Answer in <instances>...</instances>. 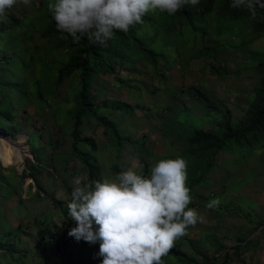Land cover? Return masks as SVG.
I'll list each match as a JSON object with an SVG mask.
<instances>
[{
	"label": "trees",
	"instance_id": "1",
	"mask_svg": "<svg viewBox=\"0 0 264 264\" xmlns=\"http://www.w3.org/2000/svg\"><path fill=\"white\" fill-rule=\"evenodd\" d=\"M49 3L50 0H30L31 5L23 7L21 11L14 10L17 4L13 5L7 10L5 18L0 20V128L7 132L22 130L23 126L17 124V121L20 120L22 113H27L28 109L35 110L33 119L28 120L31 124L36 117H41L39 112L45 107L43 104L45 101L51 100L50 102L53 103L57 100L54 108L57 110L59 107L63 108L62 111H58L59 116L67 114L71 117L76 122L79 132L82 133V130L88 127L94 130L102 127L106 135L113 137L112 144L118 146L119 142L115 137L120 138L122 135L120 123L126 117L134 115V107L107 99L102 100L104 90L101 86L102 74L128 70L131 74L144 75L153 84L150 91L146 80H136V82L147 95L156 98L157 104L156 113L150 108L148 117L161 118L163 111L169 109L171 105L166 100L163 105L162 98L169 95L173 101L180 92L174 86L167 88L169 81L165 80L166 70L151 63L158 53L149 46L148 42L157 24L160 26L168 24L167 33L180 36L192 29L200 44L206 49L212 47L214 53H219V58L221 50L225 52L228 49V44L223 41L221 34L233 28L241 31L249 29L247 37L251 42L264 37V9H257L253 17L244 8L230 7V0H199L195 4L198 5L196 15L206 24L204 31L192 27L195 12L190 7L191 4H186L176 15L169 16L163 12H155L157 15L154 18L155 13L150 16L146 13L141 23L133 24L127 32L114 31L112 37L103 43L81 38L74 44L67 34L62 35L54 27L48 10ZM208 26L212 28V32H209ZM247 43L248 40H244L235 48L246 53L244 46ZM262 48L264 46L254 55V59L257 60L253 63L256 77L249 98L245 103L237 106V110H241L242 105L241 116H236L227 109L226 102L211 99L200 88L199 90L197 87H190L182 91L189 94L200 92L197 99L199 104L207 115H213L217 120L213 130H204L192 121L180 138L183 149L181 155L187 161L186 183L193 192L198 186L206 187L209 182L208 174L219 166L218 159L223 153H229L232 157L240 154L244 158L254 160L256 155L261 154L257 160L259 171L264 166V50H261ZM46 58H50L56 66L52 72L41 71L36 65L38 61ZM64 78H68L69 86L63 96L56 89ZM118 83L117 86H124L126 82L118 80ZM138 107L143 108V105ZM32 138V150L41 164L33 167L31 173L27 175L40 184L47 182L41 177L45 171L44 154L40 151L43 147L39 141V133L33 134ZM133 143L135 150L139 151L140 157L146 164L150 154L146 141L138 138ZM94 150L95 146L91 149L88 146L83 150L76 148L71 150L82 161L91 180L101 178V168L93 158ZM0 151L3 153L6 150L0 149ZM11 155H14L13 152ZM3 170L4 168H0V178L6 180L8 177ZM27 175L21 178L23 183ZM221 178L226 182L225 174H222ZM63 188L66 191L70 190L71 186L65 181ZM43 192H48V189L42 188L37 191V200L47 199L42 196ZM51 197L55 208H61L62 215L65 216L63 202L58 201L55 196ZM209 210L214 213L216 219H220L224 212L221 204ZM229 213L233 215L232 208ZM37 223L42 222L37 220ZM262 225L264 220L260 223V226ZM13 233L19 235L18 230ZM205 235L201 240L214 242L217 254L226 250L223 241L213 240L208 233ZM246 241L247 238L243 241L237 238L238 243L243 244ZM174 248H176L175 244L169 253L183 264H216L218 261L215 256L207 257L203 252L198 251L203 258V262L200 263L196 258ZM0 249L4 251V246L1 245ZM236 257L239 259L238 254ZM233 261L232 257L226 255L222 264H231Z\"/></svg>",
	"mask_w": 264,
	"mask_h": 264
},
{
	"label": "clouds",
	"instance_id": "2",
	"mask_svg": "<svg viewBox=\"0 0 264 264\" xmlns=\"http://www.w3.org/2000/svg\"><path fill=\"white\" fill-rule=\"evenodd\" d=\"M198 2L199 0H50L48 10L51 13L54 27L62 35L67 34L72 43L79 42L81 38L103 43L112 37L114 31L127 32L133 24L141 23L142 17L146 13L156 11L171 15L186 4L198 6L195 5ZM18 3L27 5L30 0H0V20L5 18L8 9ZM229 6L244 8L250 16L254 17L257 9H264V0H230ZM248 56L247 53L246 57ZM36 65L41 71L52 72L56 68L50 58L40 60ZM119 71L121 70L117 72ZM170 71L167 70L164 74L165 80L169 81L167 88L174 86L180 92L177 93L173 101L169 95L162 98L161 103L163 105H165V100L170 102L171 105L169 109L163 111L161 118L148 117L150 107L146 108L144 104H142L143 108H139L138 104H131L123 100H111L134 107V115L130 116L133 122L125 126L120 125L122 135L120 138L115 137V140L119 142L118 146L112 144L113 137L106 135L102 127H98L96 130L88 127L83 129L82 133L79 132L76 122L71 117L67 114L59 116L58 111H62L63 108L59 107L58 110L54 108L56 105L54 103L57 100H54L53 103L50 102L51 100L45 101L43 103L45 107L39 112L41 114L40 118L44 121L43 132L32 128L28 132L30 135H27L21 133L24 127L20 132H7L0 128L5 135H2L3 138L18 142V140L12 138L13 133H17L15 137H20L19 139L25 137L30 141L31 150H28V153H31L33 162L28 163L27 168L25 167V175L30 174L33 167L41 164L32 150L33 133L30 132H34L36 135L40 134L39 141L43 147L40 151L44 154L43 159H45L43 166L45 172L47 169L51 170L50 175L56 174V167L50 168L54 156L60 155L62 159H72V161L82 165V161L71 150L74 148L83 150L88 146L91 149L92 146H95L93 158L101 168L100 179L91 180L83 165L81 169L73 170L68 177L56 174L57 177L68 182L71 189L65 191L63 188L67 195L65 199L61 200L55 196L58 201L63 202V208H65V216L62 215L61 211L63 210L61 208H55V206L53 208L60 214L62 224L56 226L52 232L39 225V238L41 240L38 239L37 246H40L42 253L47 252L50 245H52L56 247L55 259H65L67 261L68 251L71 248L74 249L75 243L79 241L83 244L84 250L95 248L98 243L96 255L100 257V260L94 264H163L162 257L171 256L172 253H169V250L174 244L176 247L174 249H180L184 252L180 248L181 243H183L181 236L186 233L189 226H194L203 220L197 208L205 206L212 209L217 206L219 203L218 196L210 192L212 184L210 174L218 166L208 174L209 182L206 187L198 186L193 192V189H190L186 183L187 161L181 155L183 149L180 145V138L193 121V114L205 111L197 100L200 92L182 93V91L188 90L192 86L173 84L170 76L167 75ZM103 75L106 74H102L101 77ZM133 76H142L143 80L147 81L149 91L153 88V84L144 75L136 73ZM68 81V78L62 79L56 89L63 96L69 86ZM124 81L126 82L124 86L128 85L129 79ZM101 86L104 87L103 95L106 84ZM153 99L156 98L153 97ZM102 100L104 101V99ZM138 110L144 112L142 117L147 122L153 123L151 131L156 130V135L164 143L167 150L164 154H156L151 147L147 146L150 154L147 157L146 164L140 157L139 151L134 148L135 144L133 142L138 138L131 135V130L137 128L140 124V119L136 114ZM99 129H103L104 134L107 136L108 143H106V146L108 148H113L120 153L124 146L130 145L132 147L133 153L139 161L136 171L131 167L124 170L119 164H115L113 169L118 173L112 177H106L105 170L94 156L98 147L96 136L86 134L88 130L97 131ZM203 129L213 130L214 128L204 127ZM141 138L144 140V137ZM36 142L38 143V141ZM229 155L231 156V154ZM109 161L112 162L111 158H109ZM0 165H2L1 162ZM2 166L0 168L7 169L6 166ZM20 169L23 171L24 167H20ZM56 169L59 171L58 168ZM81 174L85 177L81 178ZM26 178L34 180L31 185L38 184L33 177L27 175ZM46 184L48 185V182ZM38 185L40 188L37 191H40L42 187L40 184ZM37 191L34 194H37ZM46 194L49 193L43 192L42 196L46 197ZM200 195L202 197H199ZM51 196L53 195L45 199L49 200V203H52L51 199L53 197ZM50 225L49 222L48 226ZM17 230L19 235L11 233L10 246L18 245V241L22 242L21 239L24 233H22L21 228H14V231ZM30 233L36 235L32 231ZM201 238L202 235L193 243H201L203 241ZM86 242L96 244L85 247ZM1 245L4 246V251L0 249V262L1 259L7 258L5 254L9 257L13 256L11 252L5 249V244ZM214 248H216V244ZM198 251L206 252L205 249ZM216 256V258H219L218 255ZM70 264L92 263L90 258L89 260L80 258L78 262L72 261Z\"/></svg>",
	"mask_w": 264,
	"mask_h": 264
},
{
	"label": "rangeland",
	"instance_id": "3",
	"mask_svg": "<svg viewBox=\"0 0 264 264\" xmlns=\"http://www.w3.org/2000/svg\"><path fill=\"white\" fill-rule=\"evenodd\" d=\"M30 5V3L27 5L18 3L14 10L21 11L23 7ZM190 7L195 12L192 27L204 31L206 24L197 17L196 6ZM180 10L181 8L171 15L178 14ZM155 12L148 13V16L153 15ZM156 15L157 13H155L154 18ZM167 26L168 24L164 26L157 24L154 27V34L148 43L150 47L157 51L158 55L151 60V63H155L162 70H172L167 75L170 76L173 84L196 86L207 93L211 99L226 102L227 109L231 110L236 116H241L243 112L242 105L241 110H237V106L247 101L255 83L256 75L252 64L257 62L254 55L260 47L264 46V37L258 39L257 42H251L247 37L249 29L243 30L242 28L243 31H241V29L233 28L221 34L223 41L228 44V49L225 52L222 49L219 58V53H214L212 47L206 49L200 44L192 29L180 36L167 33ZM207 28H209V32H212L210 26ZM245 39L248 40V43L244 46L245 52L249 54L248 57H246L243 50L235 48L238 45L240 46ZM261 50H264V48ZM127 79H129L128 85L117 86L119 84L118 80ZM136 80H143V78L142 76H133L128 70H121L113 75H103L101 85L106 84V87L102 99L123 100L138 105L144 104L146 108H153V113H156L157 104L155 100L138 86ZM34 113V109H28L27 113L20 115L17 124L24 127L21 133L30 135L28 132L32 128H36L40 132L44 131V121L41 118L36 117L33 123H28V120L33 119ZM136 114L140 119V124L137 128L131 130V135L135 138L144 137L146 145L151 147L156 154H164L167 151L164 143L156 135V130L151 131L153 123L147 122L142 117L144 115L143 111L138 110ZM193 121L200 128L213 129L217 120L213 115H207L205 112L199 111L193 114ZM132 122L131 118L127 117L120 125L125 126ZM13 134L12 138L20 141V137H15L17 133ZM86 134L96 136L98 147L94 156L105 170L106 177H112L118 173L113 169L115 164H119L124 170L129 167L134 171L137 170L139 161L130 145L124 146L122 152L118 153L115 149L106 146V143H108L107 136L104 134L103 129L88 130ZM2 135L4 134L0 130V138H3ZM4 139L7 138L0 139L4 144L0 149L6 150L3 153L0 151V158L4 160H0L3 165L0 166H6L5 168L10 170H3L8 179L2 180L0 178V245L5 244V249L11 252L13 256L9 257L5 254L7 258L1 259L0 264H50L52 261H60L61 259H55L56 247L50 245L47 252L42 253L40 246H37V241L40 239L39 225L52 232L56 226L62 224V220L60 214L53 209L54 204L45 199L43 201L37 200L34 192L40 187L38 184L31 185L34 180L26 178L25 186L22 182L21 178L25 175V167L27 168L28 163L33 162L31 153H28V150H31L30 141L25 137L21 139L24 141L21 153L16 149H9L6 144L10 143ZM12 145L20 147L17 146L18 144ZM12 152L14 155H11ZM260 155H256L255 160L244 158L240 154L232 157V155L224 153L220 156L218 168L210 174L212 180L210 192L218 195V204L222 205L224 212L220 219H216L209 208L205 206L197 208L203 220L194 226H189L186 233L181 236L183 243H181L180 248L191 255L190 257H194L202 263V256L197 252L205 249L204 254L207 257L219 256L217 264H221L226 255L234 259L232 264H264V225L260 226V223L264 220V166L259 171L257 160ZM109 158L112 162L109 161ZM25 160L26 162H24ZM20 167H24V170L21 171ZM50 168H55L56 174L68 177L73 170L81 169L82 165L72 161V159H62L59 155L54 156ZM50 171V169H47L41 175L48 182V185L46 182L40 183L42 188L48 189L49 194H46V198L53 195L58 199H65L67 197L63 189L65 181L57 177L56 174L50 175ZM222 174L226 175V182L222 181ZM80 177L84 178L85 176L81 174ZM230 208L233 210V215L229 213ZM48 213L50 216H48ZM37 220L42 223H37ZM49 222L51 223L50 226H48ZM14 228H21L22 233L27 236L25 237L23 234L21 243L18 241V245L10 246L11 233L14 232ZM31 231L36 235H32ZM205 233L211 235L213 240L223 241L226 251L217 254L214 242H208L205 239L199 244L193 243L201 235L204 238ZM237 238L242 241L247 238V241L243 244L238 243ZM74 246L76 253L72 261L78 262L80 258L84 260L90 258L92 264L99 262L100 257L96 255L98 243L95 248H89L88 250H84L83 244L79 241ZM235 246L239 248L237 249ZM236 254L239 255V259H237ZM162 260L163 264H182L172 256L162 257Z\"/></svg>",
	"mask_w": 264,
	"mask_h": 264
},
{
	"label": "crops",
	"instance_id": "4",
	"mask_svg": "<svg viewBox=\"0 0 264 264\" xmlns=\"http://www.w3.org/2000/svg\"><path fill=\"white\" fill-rule=\"evenodd\" d=\"M96 243H92V244H89L86 242V245H84L85 247H91V246H94ZM75 248H71L69 251H68V259L67 261L65 259L61 260V261H52L50 264H70L72 262V258H74L75 256Z\"/></svg>",
	"mask_w": 264,
	"mask_h": 264
},
{
	"label": "bare ground",
	"instance_id": "5",
	"mask_svg": "<svg viewBox=\"0 0 264 264\" xmlns=\"http://www.w3.org/2000/svg\"><path fill=\"white\" fill-rule=\"evenodd\" d=\"M0 139H3V138H0ZM4 140H6L7 142L10 143V144H6L9 149L13 148V149H16L18 151H21V153H22V147L24 146L23 145L24 141H22L21 139L18 142L12 141L10 139H4ZM11 143L12 144H18L17 146H20V147L13 146ZM2 145H4V144H2V142L0 141V147H2ZM0 160L4 161L2 158H0Z\"/></svg>",
	"mask_w": 264,
	"mask_h": 264
}]
</instances>
